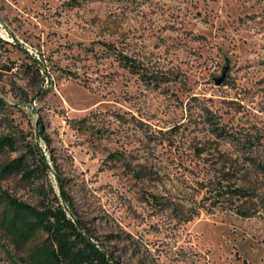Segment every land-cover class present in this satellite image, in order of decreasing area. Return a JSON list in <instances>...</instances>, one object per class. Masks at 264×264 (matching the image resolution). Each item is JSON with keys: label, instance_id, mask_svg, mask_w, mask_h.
I'll return each mask as SVG.
<instances>
[{"label": "rangeland", "instance_id": "rangeland-1", "mask_svg": "<svg viewBox=\"0 0 264 264\" xmlns=\"http://www.w3.org/2000/svg\"><path fill=\"white\" fill-rule=\"evenodd\" d=\"M0 38V169L27 143L49 166L0 194L37 205L59 174L117 264H264V0H0ZM225 179L257 197L212 207Z\"/></svg>", "mask_w": 264, "mask_h": 264}, {"label": "trees", "instance_id": "trees-1", "mask_svg": "<svg viewBox=\"0 0 264 264\" xmlns=\"http://www.w3.org/2000/svg\"><path fill=\"white\" fill-rule=\"evenodd\" d=\"M0 43L8 42L0 38ZM114 56L122 67L135 74H141L137 62L122 52H115ZM36 76L41 78L42 63L34 58ZM144 78L145 74H141ZM6 105L0 98V110ZM4 120L0 118V127ZM217 137L227 138L229 134L219 127L213 129ZM18 140L12 136L0 138V152L9 149L18 150ZM25 152L16 159L2 166L0 175L3 178L20 175L24 180L36 176L32 168V160L37 155L48 170L49 166L38 146L25 144ZM60 195L52 190V198L42 189L39 191L41 200L37 205L18 199L7 191L0 194V237L3 253L11 264H117L114 255L105 248L99 238L76 215L72 201L65 190L64 179L57 176ZM228 182L213 183L215 194L212 207L222 206V203L236 199L238 201L254 199L257 195L246 186H237ZM66 207L70 209L69 216ZM229 209L241 217H252L249 210L242 206H231ZM173 211L177 213V208ZM178 216V214H176ZM193 217L184 218L191 221Z\"/></svg>", "mask_w": 264, "mask_h": 264}, {"label": "water", "instance_id": "water-1", "mask_svg": "<svg viewBox=\"0 0 264 264\" xmlns=\"http://www.w3.org/2000/svg\"><path fill=\"white\" fill-rule=\"evenodd\" d=\"M222 80V79H221ZM221 80L220 81H218V84H220L221 83Z\"/></svg>", "mask_w": 264, "mask_h": 264}]
</instances>
